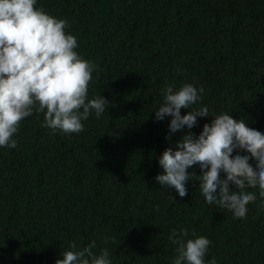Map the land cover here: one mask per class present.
Here are the masks:
<instances>
[{"label":"trees","instance_id":"16d2710c","mask_svg":"<svg viewBox=\"0 0 264 264\" xmlns=\"http://www.w3.org/2000/svg\"><path fill=\"white\" fill-rule=\"evenodd\" d=\"M36 7L68 21L76 50L97 66L88 99L100 95L109 107L82 121L79 134L42 127L44 113L34 111L14 136L17 147H0V264H56L72 241L83 248L93 240L97 255L109 249L111 264H172L169 235L181 228L211 241L206 260L264 264L258 188L246 189L257 199L241 219L206 202L199 165L188 169L196 175L183 198L154 179L164 150L189 131L170 133L171 116L155 119L166 85L204 88L201 102L181 109H209L190 130L197 137L221 113L264 133V0H37Z\"/></svg>","mask_w":264,"mask_h":264},{"label":"clouds","instance_id":"9594fccd","mask_svg":"<svg viewBox=\"0 0 264 264\" xmlns=\"http://www.w3.org/2000/svg\"><path fill=\"white\" fill-rule=\"evenodd\" d=\"M36 5L37 0H0L2 148L17 147L14 136L22 121L34 111L44 113L42 127L79 134L85 130L82 121L92 113L100 118L109 107V101L100 95L88 99L97 66L76 50L78 39L66 31L68 21ZM203 93V87L192 83H184L178 90L166 85L162 90L163 103L155 111V119L162 121L171 116L170 133L181 132L185 127L189 131L176 142L175 148L164 150L159 158L162 172L154 179L162 188L174 189L183 198L188 194L187 182L196 175L188 169L199 165V189L206 202L243 219L247 206L257 199L255 192L246 189L258 188L259 196L264 198V133L249 127L243 119L221 113L214 114L197 137L190 130L197 126L198 117H209V109L189 110L187 115H181V109H191L201 102ZM252 159L256 161L255 167L250 163ZM191 236L188 238L186 228L171 231L169 242L175 246L172 264H216L215 258L206 260L211 241L197 236L195 230ZM108 242L105 237L104 243ZM95 246V240L83 248L72 241L70 250L63 251L56 264H111L109 249L105 247L97 255L93 251Z\"/></svg>","mask_w":264,"mask_h":264}]
</instances>
